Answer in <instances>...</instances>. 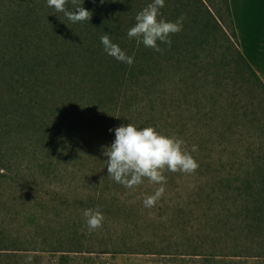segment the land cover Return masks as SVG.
Listing matches in <instances>:
<instances>
[{
  "label": "rangeland",
  "instance_id": "rangeland-1",
  "mask_svg": "<svg viewBox=\"0 0 264 264\" xmlns=\"http://www.w3.org/2000/svg\"><path fill=\"white\" fill-rule=\"evenodd\" d=\"M202 1L218 22L217 42L197 48L190 64L171 58L151 74L127 117L182 139L199 164L191 174L165 170V193L147 208L144 199L161 185L145 179L125 188L108 177L102 154L128 122L89 106L88 95L73 93L76 77L49 63L51 49H61L48 37L60 12L47 0H0V264H65L63 256L68 264H199L190 247L215 215L232 216L217 183L248 178L257 193L264 66L253 67L258 80L237 56L226 0ZM86 209L102 212L101 228L89 231ZM251 238L252 257L240 262L264 264V238L256 228Z\"/></svg>",
  "mask_w": 264,
  "mask_h": 264
},
{
  "label": "trees",
  "instance_id": "trees-1",
  "mask_svg": "<svg viewBox=\"0 0 264 264\" xmlns=\"http://www.w3.org/2000/svg\"><path fill=\"white\" fill-rule=\"evenodd\" d=\"M151 2L104 0L101 3V0H84L83 7L93 13L90 21L72 23L60 12L61 17L48 27L51 44H61L60 51L51 49L49 63H56L57 68L64 70L67 80L71 78L72 81L76 77V81L71 84L73 93H79L81 98L88 95L89 106H96L105 113L112 112L117 116L113 119L115 123H131L132 120L127 117L135 106L133 101L142 85L150 84L151 74L159 72L164 64L173 59L177 65L190 64L191 55L197 48L207 45L212 49L210 46L217 42L218 22L202 0H165V6L161 9L162 17L175 22L182 15L186 16L183 30L170 36V48L166 44L159 45L164 49L163 54L143 44L138 45L135 39L128 38L127 32L135 25L136 15ZM226 5L231 17L228 0ZM66 8L74 10L71 0H68ZM104 33H109L113 42L127 55H134L131 66L104 52L100 42V36ZM234 36L237 37L235 31ZM236 51L242 64L259 80L240 49ZM225 60V57L221 59L223 63ZM234 62L237 64L238 60L234 58ZM140 124L142 126L138 128L153 127L148 121ZM245 179L239 183L237 179L227 178L217 183L224 198L228 197L225 201L229 202L230 207H227L229 209L226 212L232 216L231 220L225 222L222 215H215L207 224V234L202 243L190 247L188 255L197 258L199 264H241L242 258L252 257V231L256 228V232L264 238V182L255 193L254 184L248 178ZM243 194L247 196L246 200L242 199ZM233 210L236 213L229 212ZM240 234L247 235L246 242H240ZM62 260L65 264L70 261L66 256Z\"/></svg>",
  "mask_w": 264,
  "mask_h": 264
},
{
  "label": "clouds",
  "instance_id": "clouds-1",
  "mask_svg": "<svg viewBox=\"0 0 264 264\" xmlns=\"http://www.w3.org/2000/svg\"><path fill=\"white\" fill-rule=\"evenodd\" d=\"M95 2V0H93ZM104 0H101L103 3ZM68 0H47V5L56 11L64 13L72 23L90 21L93 13L83 7L80 0H71L74 10H68ZM165 0H152L135 17V25L131 27L127 36L136 43L143 44L156 52L163 54L164 49L160 44L171 47L172 34L183 30L186 16L182 15L175 22L167 21L162 17L161 9ZM104 52L119 62L131 66L134 55L129 56L121 47L114 43L109 33L100 36ZM113 131L112 129L109 130ZM115 140L109 147L102 149V154L107 157L105 162L108 177L125 188L134 189L147 179L150 183L161 185L154 194L144 199V206L152 208L165 193L167 183L164 171L185 174L194 173L198 162L184 147V141L175 136H167L157 131L155 127L138 128L132 123L114 129ZM193 146L192 151H196ZM89 231L103 226L104 216L99 209H86L83 212ZM31 257H29V260Z\"/></svg>",
  "mask_w": 264,
  "mask_h": 264
},
{
  "label": "crops",
  "instance_id": "crops-1",
  "mask_svg": "<svg viewBox=\"0 0 264 264\" xmlns=\"http://www.w3.org/2000/svg\"><path fill=\"white\" fill-rule=\"evenodd\" d=\"M238 46L252 67L264 66L263 38L255 32L264 30V0H228ZM259 71H257L259 73Z\"/></svg>",
  "mask_w": 264,
  "mask_h": 264
}]
</instances>
